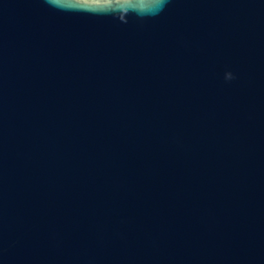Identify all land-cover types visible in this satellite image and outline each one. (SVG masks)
I'll list each match as a JSON object with an SVG mask.
<instances>
[{"label":"water","instance_id":"obj_1","mask_svg":"<svg viewBox=\"0 0 264 264\" xmlns=\"http://www.w3.org/2000/svg\"><path fill=\"white\" fill-rule=\"evenodd\" d=\"M0 264H264V0H0Z\"/></svg>","mask_w":264,"mask_h":264},{"label":"clouds","instance_id":"obj_2","mask_svg":"<svg viewBox=\"0 0 264 264\" xmlns=\"http://www.w3.org/2000/svg\"><path fill=\"white\" fill-rule=\"evenodd\" d=\"M163 2H164V0H160V6L161 7L163 6Z\"/></svg>","mask_w":264,"mask_h":264}]
</instances>
